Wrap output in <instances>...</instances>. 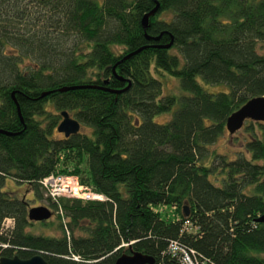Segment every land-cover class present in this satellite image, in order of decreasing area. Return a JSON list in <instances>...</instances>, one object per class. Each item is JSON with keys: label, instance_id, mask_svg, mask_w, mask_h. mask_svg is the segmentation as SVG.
Segmentation results:
<instances>
[{"label": "trees", "instance_id": "1", "mask_svg": "<svg viewBox=\"0 0 264 264\" xmlns=\"http://www.w3.org/2000/svg\"><path fill=\"white\" fill-rule=\"evenodd\" d=\"M161 72L178 79V94L164 91ZM127 80L119 93L100 88ZM77 85L87 87L59 90ZM257 95L264 0H0V257L113 264L141 252L176 264L165 254L176 240L215 264H264V121L246 120L227 150L212 148ZM64 110L80 123L67 137L57 131ZM49 174L105 199L37 203ZM32 200L57 214L59 234L29 230L49 222L28 219Z\"/></svg>", "mask_w": 264, "mask_h": 264}, {"label": "water", "instance_id": "2", "mask_svg": "<svg viewBox=\"0 0 264 264\" xmlns=\"http://www.w3.org/2000/svg\"><path fill=\"white\" fill-rule=\"evenodd\" d=\"M159 8V3L155 1L154 7L145 13L141 18V24L143 29L145 30L148 26V19L150 16L155 14V12ZM146 35V34H145ZM147 39H150L151 37L146 35ZM158 37H154L153 39H157ZM168 45H165V47H168ZM146 46H142L138 49H136L133 52H130L126 54L121 60H124L125 58L130 57L131 55L139 52ZM112 73L115 74V65L112 68ZM115 76L118 79H122L120 76L115 74ZM107 81H105L106 83ZM130 85L129 80H127V85L125 87H122L121 89H106L113 93H119L122 91H125ZM87 87L86 85H77V86H71V87H63L59 89L60 91L69 90V89H76V88H83ZM92 87V86H90ZM47 92L42 93L43 95H46ZM18 113L20 115L19 107L16 103ZM61 120L57 125V131L60 133H63L64 136H69L71 134H75L79 132L80 130V123L73 118L66 110L61 111L60 113ZM21 117V115H20ZM22 119V118H21ZM246 120H253V121H264V96L263 95H257L249 98L247 101H245L239 108L234 110L225 121V127L228 131V134L232 135L236 131H238L244 124ZM0 132L5 133V131L0 130ZM184 215H188V208L184 207ZM53 215V211L49 209L47 206L44 205H38L30 207L27 211V216L30 221L37 222V221H44L51 218ZM256 221L258 222H264V214L257 217ZM154 258L143 254L141 252H131V253H121L118 255L114 261L113 264H153ZM0 264H48L47 261L44 259V257L40 254H35L29 258H20L17 255H14L12 257L8 256H1L0 257Z\"/></svg>", "mask_w": 264, "mask_h": 264}, {"label": "built area", "instance_id": "3", "mask_svg": "<svg viewBox=\"0 0 264 264\" xmlns=\"http://www.w3.org/2000/svg\"><path fill=\"white\" fill-rule=\"evenodd\" d=\"M41 184L45 190V195L51 199H56L60 195L85 200L105 199L102 194L94 193L89 187L80 184L77 177L67 174H49L41 180ZM186 224L188 225V223ZM123 245H127V243H123ZM165 254L175 260L176 264H215L198 254L195 249L187 247L176 240L169 241ZM74 258L78 259V257Z\"/></svg>", "mask_w": 264, "mask_h": 264}, {"label": "rangeland", "instance_id": "4", "mask_svg": "<svg viewBox=\"0 0 264 264\" xmlns=\"http://www.w3.org/2000/svg\"><path fill=\"white\" fill-rule=\"evenodd\" d=\"M98 1H101V0H98ZM34 4V1L29 5H32ZM161 74H163L161 76V78L163 77L162 79V82H163V88H164V91L165 92H173V93H176L178 94L180 92V88L178 87L179 89V92H178V89H177V85H178V79L169 75L168 73H165V72H161ZM200 83L202 84V86L207 90V91H210V92H217V91H223V90H226L228 89V86L226 84H207V83H204L202 81H200ZM166 118V115H161L159 116V120L162 121V120H165ZM238 132H236L235 135H237ZM228 132L226 131L224 133V135L222 137H220L217 142L212 146L213 149L215 150H218V151H225L227 150V144H228ZM19 190L18 193L21 194V195H25L27 197H31V193L30 191L27 189V185L25 184H20L19 186ZM42 195H43V198L37 200V203H43V204H47V199L45 198V194L44 192L42 191ZM60 196H63V195H60ZM59 196H57L58 198ZM67 197V196H66ZM30 205L31 206H34V203L35 201H29ZM40 205V204H38ZM52 210V209H51ZM53 211V210H52ZM164 212L167 211L168 213V210L167 208L163 210ZM162 211V212H163ZM62 215V214H61ZM49 222L47 224H35V226H32L31 228H29V230L31 232H34V233H37V234H59V230L57 229V225L56 223L59 221V218L57 217V214L53 211V215L51 216V218H49L48 220ZM12 225V220L10 219H6L4 221V227H8V226H11Z\"/></svg>", "mask_w": 264, "mask_h": 264}, {"label": "bare ground", "instance_id": "5", "mask_svg": "<svg viewBox=\"0 0 264 264\" xmlns=\"http://www.w3.org/2000/svg\"><path fill=\"white\" fill-rule=\"evenodd\" d=\"M38 223V222H37Z\"/></svg>", "mask_w": 264, "mask_h": 264}]
</instances>
